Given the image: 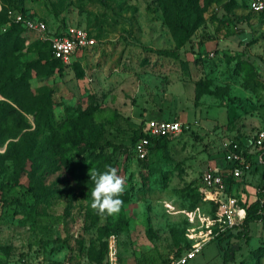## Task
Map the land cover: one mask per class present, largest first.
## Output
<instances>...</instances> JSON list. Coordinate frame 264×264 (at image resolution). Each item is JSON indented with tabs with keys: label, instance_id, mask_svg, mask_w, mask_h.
<instances>
[{
	"label": "rangeland",
	"instance_id": "rangeland-1",
	"mask_svg": "<svg viewBox=\"0 0 264 264\" xmlns=\"http://www.w3.org/2000/svg\"><path fill=\"white\" fill-rule=\"evenodd\" d=\"M191 4L192 31L183 38L167 22L169 0H0V80L17 79L0 87L24 117L21 129L14 115L0 125V152L24 131L53 152L45 170L29 162L13 170L0 160V264H94L102 242L104 260L164 264L186 245L188 229L208 208L192 184L231 132L264 125V11H248L245 0ZM7 9L44 21L48 36L83 28L94 45L68 64L51 63L47 42L9 20ZM44 102L50 112L42 114ZM162 118L185 128L136 159L133 139L146 120ZM78 137L75 148L69 140ZM105 165L126 178L116 215L90 207L89 169ZM262 223L249 224L252 254L231 251L237 261L225 264H264V247L256 252ZM226 247L223 240L203 244L185 264H222Z\"/></svg>",
	"mask_w": 264,
	"mask_h": 264
},
{
	"label": "built area",
	"instance_id": "built-area-1",
	"mask_svg": "<svg viewBox=\"0 0 264 264\" xmlns=\"http://www.w3.org/2000/svg\"><path fill=\"white\" fill-rule=\"evenodd\" d=\"M248 10L257 13L264 10V0H246ZM6 17L20 24L26 30L36 32L48 41L52 56L63 64L84 49L94 45V39L83 28H70L63 33L46 35L47 26L42 20H33L29 16L15 10H6ZM183 127L182 123L171 119H148L144 122L143 137L138 138L132 146L136 158L144 159L148 150V137L176 136ZM264 128H260L247 136L245 146H238L230 138L222 143L220 156L227 163L226 169L207 168L198 176L196 190L209 204L205 215L198 218V225L190 227L186 233L189 242L184 253L179 257H170L166 264H185L194 257L205 242L216 239L229 232L241 229L245 217V208L239 201L243 199L236 192V182L243 180L251 171L263 165ZM264 200V183L257 189ZM103 264H117L109 255Z\"/></svg>",
	"mask_w": 264,
	"mask_h": 264
},
{
	"label": "trees",
	"instance_id": "trees-1",
	"mask_svg": "<svg viewBox=\"0 0 264 264\" xmlns=\"http://www.w3.org/2000/svg\"><path fill=\"white\" fill-rule=\"evenodd\" d=\"M191 1L193 2L196 0H169L170 8L173 10V19L171 21H170V19H167V22L169 23V25L171 27L177 28L179 31H181L183 38H186L192 31L191 25L188 24V22L186 21V16H187L188 11L191 9V6H192ZM246 7H247V3H246ZM247 9H248V7H247ZM263 11L264 10L257 12V13H262ZM2 21H5V20H2ZM0 22H1V20H0ZM15 24H18V23H15ZM46 42L48 45V52H49V55L51 57V60H50L51 63L52 62H60L58 59H56L52 56L49 43H48V41H46ZM16 82H17V79H15L12 76L7 75L0 80V85H7V84L14 85V84H16ZM0 92H1L2 96L5 98V99H0V125H3L4 121H6L9 117H12V115H14L17 118H20V124H18L17 128L18 127H19V129L23 128V124H21V119L24 122L23 114H21V112L18 109L14 108L6 100V99L10 100V98L1 90V87H0ZM44 103H42L40 105L41 109L39 108L38 112L42 113V111H47V113H49L50 108L47 107L46 102H44ZM22 111L25 113L28 112V110H26L24 108L22 109ZM47 117L48 116L45 114V119ZM49 124H50V122H49ZM182 130L183 129H181V131ZM28 135H30V133H28V131H24V133L21 134V136L18 138V140H16V141L8 140V142L5 145V148L3 149L2 152H0V160L1 159L10 160L12 165H13V170H18V171L27 170V168H26L27 162L31 163L33 170H38L40 165L43 166L42 170L47 169L46 166H44V164L47 161H49V162L53 161L52 160L53 152L48 151L47 149L40 150L41 149L40 147L37 148V145L34 142H31L32 139L31 140L26 139V137ZM143 136H144V134L142 133V131L139 132L135 136V138L133 139V141L131 143V151H132L133 143L138 138L143 137ZM168 137H171V136L148 137V140H149L148 148L151 146V142H154V143L155 142L156 143L161 142L162 140H164L165 138H168ZM230 139L232 141L236 142L238 144V146L242 147V146H245L247 137L246 136L244 137V135L235 131L233 135H230ZM16 142L23 143L22 146H24V148L22 149V151H21V149L16 148ZM69 142L74 144L75 148H78L80 146L79 137L77 139L72 138L71 140H69ZM2 143L3 142L0 141V145H2ZM132 153H133V151H132ZM136 159H138V158H136ZM217 159L221 160L219 167L218 166L215 167V169L217 171L221 170V169L228 168L227 163L221 158V156H217ZM15 177H16V174H15ZM197 185H198V182L195 181L192 184V189H193L194 193L196 194V196L201 198V195L196 190ZM254 195H255V197L249 201H246L245 199H243L242 201H239L240 204L245 208V217L242 221L241 229L236 231L235 233L229 232L227 234H224L223 236H218L215 239L216 241L223 240V239L230 237V236H234V237L241 236L242 234L247 233L250 223H257V222L260 223V222L264 221V200L261 201V198L263 197V195L258 190L255 191ZM207 205L209 206L208 203H207ZM188 245H189V242L187 241L186 245L183 248L177 247V249L174 251V254L172 257H174V258L179 257L182 254V252H184V250L188 247ZM261 247H264V246H262V245L259 246L258 250L256 249V252H258L261 249ZM105 249H106V243L102 242L101 243V249L99 250V252L95 256L92 257L94 264H103V260L105 258V256H104L105 255V253H104ZM263 250L264 249H262V251ZM168 261L169 260H167L166 263ZM166 263H164V264H166Z\"/></svg>",
	"mask_w": 264,
	"mask_h": 264
},
{
	"label": "clouds",
	"instance_id": "clouds-1",
	"mask_svg": "<svg viewBox=\"0 0 264 264\" xmlns=\"http://www.w3.org/2000/svg\"><path fill=\"white\" fill-rule=\"evenodd\" d=\"M89 175L93 182L90 207L100 215L118 214L123 206L126 178L112 165H105L103 171L89 169Z\"/></svg>",
	"mask_w": 264,
	"mask_h": 264
},
{
	"label": "crops",
	"instance_id": "crops-1",
	"mask_svg": "<svg viewBox=\"0 0 264 264\" xmlns=\"http://www.w3.org/2000/svg\"><path fill=\"white\" fill-rule=\"evenodd\" d=\"M31 32V31H30ZM73 59V58H72ZM71 59V60H72ZM70 60V61H71ZM257 68H258V66L255 68V70L257 71ZM258 72V71H257ZM263 72H264V70H261V71H259L258 73L260 74V76H259V79L262 81V83H263V90H264V80L262 79V74H263ZM162 119H167V118H162ZM168 120H171V119H168ZM175 120V119H174ZM264 127V125H262V126H258V128L257 129H255L254 131H256V130H258V129H260V128H263ZM253 131V132H254ZM250 134V132L249 131H247V132H242L241 134L242 135H244V137L246 136H248L247 134ZM230 135H233V133L231 132V134ZM220 152H221V150L219 151V154H218V156H220ZM220 159H217V157L215 158V160H214V165L212 166L213 168H215V167H219V165H220ZM262 168L260 169V170H254V171H251L247 176H245V177H243V180L242 181H240L239 183L238 182H236V188H235V190H236V192L241 196V198L242 199H245L246 201H249V200H251V199H253L254 197H255V195H254V193H255V191L258 189V187L262 184V183H264V153H263V165L261 166ZM244 192L246 193V195L244 196ZM247 197V198H246ZM249 198V199H248ZM255 224H257V225H263V223L262 222H257V223H255ZM261 229H262V227H260L259 229H257L256 228V231L257 230H259V231H261ZM249 230V229H248ZM255 231V233H256V237H258V234H259V232H256ZM262 233H263V231H261V235H262ZM264 235V234H263ZM249 236V237H248ZM255 237V238H256ZM228 240L229 241H236L237 243H236V246H231V244H228L227 245V243H228ZM212 241H216L215 239H211L210 241H207V242H205V245H207L208 243H210V242H212ZM220 241H222V240H220ZM223 241H226V246L227 247H231V249L229 248V250H227L226 249V253L227 254H224L223 256H224V259L222 260L223 261V263L222 264H225V260L226 261H231V262H233V261H237L236 259H233V254L231 253V251H234L233 253H236L237 251V253L236 254H242V257H246V256H248V255H251L252 253V250L257 246L256 245V239H255V241L253 242V243H250L251 242V231L249 230V233L247 234V233H244V234H242L241 236H238V237H234V236H230V237H227V238H225V239H223ZM217 242H219V241H217ZM242 242H244V243H242ZM230 243V242H229ZM262 246H264V244H262ZM226 247V248H227ZM201 249H202V247H201ZM201 249L197 252V253H199L200 251H201ZM184 252H182V254H183ZM196 253V254H197ZM181 254V255H182ZM195 254V255H196ZM212 254V253H211ZM192 259V258H191ZM239 262V261H238Z\"/></svg>",
	"mask_w": 264,
	"mask_h": 264
}]
</instances>
